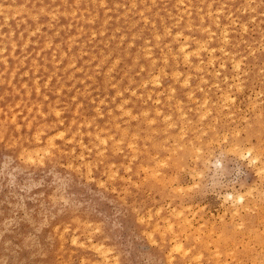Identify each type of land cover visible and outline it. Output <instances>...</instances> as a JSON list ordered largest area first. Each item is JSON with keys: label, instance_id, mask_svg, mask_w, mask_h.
I'll return each instance as SVG.
<instances>
[{"label": "rangeland", "instance_id": "374dc122", "mask_svg": "<svg viewBox=\"0 0 264 264\" xmlns=\"http://www.w3.org/2000/svg\"><path fill=\"white\" fill-rule=\"evenodd\" d=\"M263 36L264 0H0V264H263Z\"/></svg>", "mask_w": 264, "mask_h": 264}, {"label": "bare ground", "instance_id": "6f19581e", "mask_svg": "<svg viewBox=\"0 0 264 264\" xmlns=\"http://www.w3.org/2000/svg\"><path fill=\"white\" fill-rule=\"evenodd\" d=\"M3 1H4V0H3ZM248 1H249V0H248ZM132 2H133V1H132ZM208 5H209V4H208ZM115 6H116V5H115ZM209 6H210V5H209ZM21 8H22V7H21ZM198 9H199V8H198ZM250 10H251V9H250ZM127 11H128V10H127ZM221 11H222V10H221ZM22 12H23V11H22ZM188 13H189V12H188ZM3 14L5 15V13H3ZM209 14H210V13H209ZM123 15H124V14H123ZM94 17H95V16H94ZM178 17H179V16H178ZM31 19H33V18H31ZM145 19H146V18H145ZM88 20H89V19H88ZM5 23H6V22H5ZM235 26H236V25H235ZM225 27H226V26H225ZM225 27H224V28H225ZM16 28H17V27H16ZM38 28H40V27H38ZM56 28H58V27H56ZM208 29H209V28H208ZM23 30H24V29H23ZM224 30H225V29H223L222 31H224ZM225 31H226V30H225ZM225 31H224V32H225ZM21 32H22V31H21ZM211 32H212V31H211ZM244 32H245V31H244ZM200 33H201V31H200ZM222 33H223V32H222ZM167 34H168V32H167ZM178 34H179V33H178ZM91 35H92V34H91ZM169 35H170V34H169ZM212 35H213V34H212ZM20 37H21V36H20V34H19V38H20ZM184 37H185V36H184ZM263 37H264V36H263ZM123 38H124V37H123ZM220 38H221V37H220ZM191 39H192V38H191ZM193 39H194V38H193ZM223 39H224V38H223ZM262 39H263V38H262ZM184 40H185V39H184ZM220 40H221V39H220ZM129 43H130V42H129ZM202 43L204 44V41H203ZM118 44H119V43H118ZM196 44H197V43H196ZM261 44H262V43H261ZM48 45H49V44H48ZM106 45H107V44H106ZM200 46H201V45H200ZM205 46H206V45H205ZM93 47H94V46H93ZM259 47H260V45H259ZM187 48H188V47H187ZM200 48H201V47H200ZM202 48H203V47H202ZM204 48H205V47H204ZM1 49H2V48H1ZM14 49H15V48H14ZM144 49H145V48H144ZM223 49H224V47H223ZM194 51H195V50H194ZM206 51H207V50H206ZM213 51H214V50H213ZM196 52H198V50H197ZM226 52H227V51H226ZM186 53H187V52H186ZM198 53H199V52H198ZM82 54H83V53H82ZM108 54H109V53H108ZM149 54H150V53H149ZM187 54H188V53H187ZM194 54H195V53H194ZM237 54H238V53H237ZM145 55H147V53H146ZM224 55H227V54H224ZM163 56H164V55H163ZM173 56H174V55H173ZM210 56H211V55H210ZM232 57H233V56H232ZM164 58H165V57H164ZM211 58H212V57H211ZM209 59H210V58H209ZM212 59H213V58H212ZM152 60H153V59H152ZM156 61H157V60H156ZM207 61H210V60H207ZM224 61H225V60H224ZM224 61H223V62H224ZM113 62H114V61H113ZM223 62H222V64H223ZM230 62H232V61H230ZM238 62H239V61H238ZM55 63H56V62H55ZM59 63H60V62H59ZM72 63H73V62H72ZM115 63H116V62H115ZM115 63H113V64H115ZM164 63H165V62H164ZM209 63H210V62H209ZM211 63H212V62H211ZM220 63H221V62H220ZM233 63H234V62H232V64H233ZM236 63H237V61H236ZM222 64H221V65H222ZM67 66H68V65H67ZM177 66H178V65H177ZM234 66H235V65H234ZM72 67H73V66H72ZM96 67H97V66H96ZM68 68H69V67H68ZM162 68H163V67H162ZM197 68H198V67H197ZM15 69H16V68H15ZM192 71H193V70H192ZM199 71H200V69H199ZM238 72H239V71H238ZM12 73H13V72H12ZM162 73H163V72H162ZM171 73H173V72H171ZM163 74H165V73H163ZM187 75H188V74H187ZM207 75H208V74H207ZM216 75H217V74H216ZM167 76H168V75H167ZM171 76H172V75H171ZM213 76H214V75H213ZM71 77H72V75H71ZM88 77H90V76H88ZM151 77H152V76H151ZM151 77L149 78V80L151 79ZM156 77H157V76H156ZM193 77H194V76H193ZM215 77H216V76H215ZM152 78H153V77H152ZM189 78H190V77H189ZM194 78H195V77H194ZM130 79H131V78H130ZM246 79H247V78H246ZM186 80H187V79H186ZM82 81H83V80H82ZM150 81H151V80H150ZM153 81H155V80H153ZM182 81L184 82V80H182ZM182 81H181V83H182ZM231 81H232V80H231ZM157 82H158V81H157ZM174 82H176V81H174ZM202 82H203V81H202ZM240 82H241V81H240ZM205 83H206V82H205ZM238 83H239V82H238ZM141 84H142V83H141ZM154 84H155V82H154ZM239 84H240V83H239ZM213 85H214V84H213ZM236 85H237V84H236ZM44 86H45V85H44ZM182 86H183V85H182ZM214 86H215V85H214ZM217 86H218V85H217ZM237 86H238V85H237ZM239 86H240V85H239ZM36 87H38V86H36ZM61 88H62V87H61ZM116 88H117V87H116ZM241 89H242V88H241ZM173 90H174V89H173ZM150 91H152V90H150ZM235 91H236V90H235ZM131 92H132V91H131ZM240 92H241V91H240ZM87 93H88V92H87ZM225 93H226V92H225ZM222 94H224V93H222ZM227 94H228V93H227ZM229 94H230V93H229ZM225 96H226V95H225ZM229 96H230V95H229ZM229 96H227V97L229 98ZM225 99H227V98L225 97L224 100H225ZM230 99H231V98H230ZM190 100H191V99H190ZM197 100H198V99H197ZM206 100H207V99H206ZM178 101H179V100H178ZM191 101H192V100H191ZM222 101H223V100H222ZM226 101H227V100H226ZM229 101H230V100H229ZM125 102H126V101H125ZM193 102H194V100H193ZM216 102H217V101H216ZM203 103H204V102H203ZM203 103H202V104H203ZM220 103H221V102H220ZM230 103H231V102H230ZM254 103H255V102H254ZM176 104H177V103H176ZM180 104H182V103H180ZM202 104H200V105H202ZM227 104H228V101H227ZM252 104H253V102H252ZM214 105H215V104H214ZM255 105H256V104H255ZM168 108H169V107H168ZM252 108H253V106H252ZM188 109H189V108H188ZM224 109H226V108H224ZM108 110H109V109H108ZM131 110H132V109H131ZM180 110H181V109H180ZM236 110H237V109H236ZM58 111H59V110H58ZM109 111H110V110H109ZM178 111H179V110H178ZM189 111H190V110H189ZM197 111H198V110H197ZM207 111H209V110H206L205 113H206ZM218 111H219V110H218ZM233 111H234V110H233ZM257 111H258V110H257ZM259 111H260V110H259ZM53 112H54V110H53ZM127 112H128V111H127ZM121 113H122V112H121ZM144 113H145V111H144ZM160 113H161V111H160ZM202 113H203V111H202ZM182 114H183V113H182ZM203 114H204V113H203ZM207 114H208V113H207ZM159 115H160V114H159ZM200 115H201V114H200ZM131 116H132V115H131ZM115 117H116V116H115ZM117 117H118V116H117ZM112 118H113V116H112ZM200 118H201V117H200ZM221 118H222V117H221ZM168 119H169V118H168ZM148 120H149V118H148ZM153 120H154V119H153ZM228 120H229V119H228ZM155 121H156V120H155ZM163 121H166V120H164V118H163L162 122H163ZM58 122H59V121H58ZM126 122H127V120H126ZM242 122H243V121H242ZM146 123H147V122H146ZM190 123H191V122H190ZM143 124H144V123H143ZM170 127H172V125H171ZM208 127H210V126H208ZM94 128H95V127H94ZM94 128H93V129H94ZM189 128H190V127H189ZM206 128H207V127H206ZM182 129H184V128L182 127ZM192 129H194V128H192ZM210 129H211V128H210ZM161 130H162V129H161ZM163 130H164V129H163ZM214 130H215V128H214ZM180 131H181V133H182V130H179V133H180ZM161 132H162V131H161ZM166 132H167V131H166ZM186 132H187V131H186ZM201 132H202V131H201ZM203 132H204V131H203ZM231 132H232V131H231ZM231 132H230V133H231ZM125 133H126V132H125ZM125 133H124V135H125ZM190 133H191V132H190ZM205 133H206V132H205ZM99 134H100V133H99ZM182 134L185 135V132L182 133ZM182 134H180V135H182ZM224 134H226V133H224ZM155 135H156V134H155ZM172 135H173V134H172ZM172 135H171V136H172ZM180 135H178V136H180ZM204 135H205V134H204ZM257 135H258V134H257ZM226 136H227V135H226ZM111 137H113V136H111ZM130 137H131V136H130ZM180 137H182V136H180ZM180 137H179V138H180ZM197 137H198V136H197ZM222 137H223V134H222ZM219 138H220V137H219ZM105 139H107V137H106ZM105 139H104V140H105ZM108 139H109V138H108ZM180 139H181V138H180ZM146 140H147V139H146ZM166 140H167V139H166ZM219 140H220V139H219ZM221 140H223V139H221ZM117 141H118V140H117ZM191 141H192V140H191ZM206 142H207V141H206ZM208 143H209V141H208ZM210 143L213 144L212 142H210ZM210 143H209V144H210ZM128 144L130 145L129 142H128ZM206 144H207V143H206ZM209 144H208V145H209ZM262 144H263V143H262ZM101 145H102V144H101ZM133 145H134V144H133ZM236 145H237V144H236ZM236 145L234 146V144H232V145H230L229 147H230V149H231V148L233 149V147H236ZM204 146H205V145H204ZM216 146H217V144H216ZM244 146H245V145H244ZM114 147H115V146H114ZM174 147H175V145H174ZM187 147H189V149H190V146H187ZM209 147H210V146H209ZM229 147H228V148H229ZM249 147H250V146H249ZM116 148H117V144H116ZM131 148H132V147H131ZM183 148H184V147H183ZM193 148H194V147H193ZM215 148H216V147H215ZM217 148H218V146H217ZM228 148H227V149H228ZM242 148H243V147H242ZM242 148H241V149H242ZM250 148H251V147H250ZM128 149H129V148H128ZM173 149H174V148H173ZM197 149H198V148H197ZM225 149H226V148H225ZM225 149H224V150H225ZM232 149H231V150H232ZM235 149H236V148H235ZM243 149H244V148H243ZM112 150H113V149H112ZM193 150H194V149H193ZM193 150H192V153H193ZM218 150H219V149H218ZM244 150L246 151V149H244ZM244 150H243V151H244ZM118 151H119V150H118ZM198 151H199V150H198ZM209 151H211V150H209ZM222 151H223V150H222ZM225 151H226V150H225ZM227 151L229 152L230 150L228 149ZM234 151H236V153H235V152H234V153L236 154L237 157H241V158H243V156H246V157H247V156H251V155H250V152H249V149H247L246 152L244 151V153H243L242 150L239 151V149L234 150ZM171 152H172V151H171ZM190 152H191V151H190ZM202 152H203V151H202ZM205 152H206V151H205ZM218 152H219V151H218ZM223 152H224V151H223ZM232 152H233V151H232ZM144 153H145V152H144ZM166 153H167V152H166ZM174 153H175V152H174ZM195 153H196V151H195ZM206 153H207V152H206ZM38 154H39V153H38ZM155 154H156V153H155ZM232 154H233V153H232ZM193 155H195V154H193ZM207 155H208V154H207ZM223 155H224V154H223ZM230 155H231V154H230ZM173 156H174V155H173ZM199 156H200V155H199ZM154 157H155V155H154ZM259 157H260L259 154H258L257 152H255V153L251 156V158H250V163H252V162H253V163L257 162V161L259 160ZM133 158H134V157H133ZM163 158H165V157H163ZM192 158H193V157H192ZM194 158H195V156H194ZM203 158H204V157H203ZM241 158H240V159H241ZM134 159H135V158H134ZM196 159H197V157H196ZM196 159H193V160H196ZM199 159H200V158H199ZM166 160H167V159H166ZM177 160H178V159H177ZM246 160H247V159H246ZM163 161H164V160H163ZM163 161H162V162H163ZM158 162H159V161H158ZM158 162H157L156 164H158ZM160 162H161V161H160ZM162 162H161V163H162ZM208 162H209V161H208ZM247 162H248V161H247ZM173 163H175V162H173ZM173 163H172V164H173ZM190 164H191V163H190ZM259 164H260V163H259ZM188 165H189V164H188ZM160 166H161V165H160ZM162 166H163V165H162ZM192 166H193V165H192ZM165 167H166V166H165ZM143 168H145V167H143ZM153 168H154V167H153ZM155 168H156V167H155ZM161 168H162V167H161ZM182 168H185V167H182ZM187 168H189V167L187 166ZM190 168H191V167H190ZM190 168H189L190 171L195 170V168L192 169L193 167L191 168L192 170H191ZM261 168H262V167L260 166V168H258V170H259V171L262 170ZM263 168H264V167H263ZM156 169H158V168H156ZM179 169H180V168H179ZM185 169H186V168H185ZM125 170H126V169H125ZM140 170H141V169H140ZM181 170H183V169H181ZM137 171H138V170H137ZM147 171H148V170H147ZM141 172H142V171H141ZM186 172H187V171H186ZM263 172H264V171H263ZM263 172H261V173L263 174ZM153 173H154V172H153ZM187 173L190 174L191 172L188 171ZM193 173H194V172H193ZM255 173H256V172H255ZM155 174H156V172H155ZM158 174H159V173H158ZM191 174H192V173H191ZM191 174H190V175H191ZM195 174H196V173H195ZM197 174H198V173H197ZM150 175H151V174H150ZM164 175H165V174H164ZM258 175H259V174H258ZM137 176H138V175H137ZM192 176H193V175H192ZM172 177H173V176H172ZM151 178H152V176H151ZM170 178H171V177H170ZM170 178H167V180H169ZM200 178H201V177H200ZM144 179H145V178H144ZM162 180H163V179H162ZM167 180L165 179V181H167ZM260 180H261V179H259V181H260ZM169 181H170V180H169ZM263 181H264V180H263ZM141 182H142V181H141ZM141 182H140V183H141ZM163 182H164V181H163ZM140 183H139V184H140ZM257 185H258V184H257ZM261 185H262V184H261ZM151 186H152V185H151ZM262 186H263V185H262ZM175 187H178V185H176ZM175 187H172V188H175ZM181 187H182V186H181ZM254 187H255V188H254ZM254 187H253L251 190L256 189V187H258V186H254ZM183 188H184V186H183ZM185 188H186V187H185ZM263 189H264V186H263ZM177 190H178V189H177ZM177 190H176V191H177ZM183 190H184V189H183ZM245 190H246V189H245ZM247 190L250 191V188L247 189ZM247 190H246V191H247ZM260 190H262V187H260ZM171 191H172V190H171ZM173 191H175V190H173ZM180 191H181V190H180ZM246 191H245V192H246ZM249 191H248V192H249ZM181 192H182V191H181ZM181 192H180V193H181ZM188 192H189V191H188ZM248 192H246V193H247V194H246L247 196H248V194H249ZM251 192H252V191H251ZM253 192H254V191H253ZM176 193H178V192H176ZM243 193H244V192H243ZM260 193L262 194V193H263V190L260 191L259 193L257 192V193H256V196H257V194H260ZM181 194H182V193H181ZM179 195H180V194H179ZM228 195H229V194H228ZM228 195H227V196H228ZM242 195H243V194H239L238 196L236 195L235 198H232V199H231V203H232V207H231L232 209L230 210L231 218H235V217H237V219L240 220V218H239L237 215L241 212V210L244 212V210L246 211V209H249V208H250V210H247V211H251V209H253V208H254V209H255V208L258 209V207H255L254 205H252L253 208H252V207H249V202H248V200L244 198V197H245V194H244V197H243ZM229 196H232V195L230 194ZM261 196H262V198H263V194H262ZM224 197H225V196H224ZM232 197H233V196H232ZM248 197H250V194H249ZM259 198H260V195L257 197V199H256V198H254V199H256V201H258ZM251 199H252V198H251ZM263 200H264V198H263ZM263 200H262V201H263ZM262 201L259 199L258 202L262 203ZM253 203H255V202H253ZM253 203H252V201H251V204H253ZM256 203H257V202H256ZM258 204H259V203H258ZM263 205H264V204H263ZM187 207H188V206H187ZM187 207H186V208H187ZM229 207H230V206H229ZM261 207H262V206H261ZM261 207H259V210H260ZM166 208H167V207H166ZM181 208H182V207H181ZM188 208H189V207H188ZM158 209H159V208H158ZM254 209H253V210H254ZM261 209H262V208H261ZM171 210H172V209H171ZM183 210H186V209H183ZM183 210H181V211H183ZM189 210H190V209H189ZM259 210H258V212H259ZM157 211H158V210H157ZM192 211H193V209H192L190 212H192ZM260 211L263 212V214H264V209H263V210H260ZM171 212H172V211H171ZM252 212H257V211H252ZM252 212H251V213H252ZM261 212H260V213H261ZM180 213H181V212H180ZM193 213H194V211H193ZM225 213H226V212H225ZM230 213H229V214H230ZM247 213H248V212H247ZM173 214H174V213H173ZM223 214H224V213H222V215H223ZM256 214H257V213H256ZM256 214H255V215H256ZM177 215H178V214H177ZM177 215H176V216H177ZM187 215H188V214H187ZM189 215H190V213H189ZM191 215H192V214H191ZM240 215H241V214H239V216H240ZM193 216H194V215H193ZM260 216H261V215H260ZM144 217H145V216H144ZM179 217H180V216H179ZM190 217H191V216H190ZM200 217H201V216H200ZM229 217H230V215H229ZM263 217H264V216H263ZM263 217H261L260 219H262ZM145 218H146V217H145ZM184 218H185V217H184ZM140 219H141V218H140ZM164 219L166 220L165 217H164ZM186 219H187V218H186ZM188 219L191 220V218H189V217H188ZM217 219H218V217H217ZM219 219H220V216H219ZM225 219H226V218H225ZM235 219H236V218H235ZM248 219H249V218H248ZM250 219H251V218H250ZM198 220H199V219H198ZM226 220L228 221V219H226ZM238 220H237V221H238ZM241 220H242V219H241ZM256 220H257V223H258V222H259V219L257 218ZM263 220H264V218H263ZM194 221H195V220H194V217H193V222H194ZM219 221H221V220H219ZM219 221H218V222H219ZM230 221H231V219H229V222H230ZM248 221H249V220H248ZM248 221H245V222H248ZM166 222H167V221H166ZM166 222H165V223H166ZM181 222H184V220H182ZM195 222H196V221H195ZM197 222H198V221H197ZM197 222H196V223H197ZM225 222H226V221H225ZM239 222H240V221H239ZM239 222H238V225H241V227H243L242 224H239ZM243 222H244V221H242V223H243ZM253 222H254V221H253ZM145 223H146V222H145ZM163 223H164V220H163ZM165 223H164V224H165ZM184 223H185V222H184ZM184 223H183V224H184ZM199 223H200V222H199ZM227 223H228V222H227ZM235 223H237V222H235ZM260 223H261V220H260ZM170 224H171V223H170ZM170 224L168 223V225H170ZM185 224H187V223H185ZM188 224H189V223H188ZM201 224H202V223H201ZM201 224H200V225H201ZM229 224H230V223H229ZM250 224H251V222H250ZM154 225H155V227L157 226L155 223H154ZM154 225H153V226H154ZM176 225H177V224H176ZM196 225H198V224H196ZM209 225H210V224H209ZM212 225H213V224H212ZM259 225H260V224H259ZM263 225H264V224H263ZM153 226H152V227H153ZM159 226H160V225H159ZM165 226H167V225H165ZM189 226H190V225H189ZM189 226H188V228H189ZM210 226H211V225H210ZM210 226H209V227H210ZM255 226H257V225H255ZM157 227H158V226H157ZM198 227L200 228L199 225H198ZM233 227H234V226H233ZM235 227H237V225H236ZM250 227H252V226H250ZM259 227H260V226H259ZM153 228H154V227H153ZM153 228H152V229H153ZM163 228H164V227H163ZM171 228H172V227H171ZM193 228H195V227H193ZM199 228H196V229H199ZM224 228H225V227H224ZM237 228H238V227H237ZM252 228H253V227H252ZM252 228H251V230H252ZM254 228H255V231L258 230V229H256V227H254ZM154 229H155V228H154ZM154 229H153V230H154ZM156 229H157V228H156ZM156 229H155V230H156ZM196 229H193L194 232H195ZM238 229H239V228H238ZM241 229H242V228H241ZM261 229H262V227H261ZM155 230H154V231H155ZM157 230H159V229H157ZM190 230H191V227H190ZM209 230L211 231V229H209ZM209 230H208V232H210ZM235 230H236V228H235ZM262 230H264V227H263ZM148 231H149V230H148ZM148 231L146 232V234L149 233ZM161 231H163V230H161ZM168 231H169V230H168ZM168 231H167V232H168ZM212 231H213V230H212ZM212 231H211V232H212ZM245 231H246V230H244V232H245ZM248 231H249V230H248ZM250 232H251V231H250ZM262 232H263V231H261V230H260V232H257V231L255 232V233H256V236L258 235L257 237H259L260 235H262V236H260L259 238H257V239L259 240V242H260V240L262 239L261 237L264 236ZM150 233H152V232H150ZM159 233H160V231H159ZM159 233H158V234H159ZM168 233H169V232H168ZM188 233H189V232H188ZM188 233H187V234H188ZM198 233H199V232L196 231V234H198ZM248 233H249V232H248ZM260 233H262V234H260ZM162 234H164V233L162 232ZM170 234H171V233H170ZM175 234H176V233H175ZM181 234H182V233H181ZM183 234H184V233H183ZM194 234H195V233H194ZM208 234H209V233H208ZM210 234H211V233H210ZM217 234H218V233H217ZM245 234H247V233H245ZM171 235H172V234H171ZM173 235H174V234H173ZM205 235H206V234H205ZM249 235H250V234H249ZM251 235H252V233H251ZM161 236L163 237V235H161ZM164 236H165V234H164ZM181 236H182V235H181ZM183 236H186V234L183 235ZM213 236H214V235H213ZM218 236H219V234H218ZM162 237H161V238H162ZM174 237H175V236H174ZM174 237H172V238H174ZM194 237H196V236H194ZM250 237H251V236H250ZM250 237H249V238H250ZM175 238H176V237H175ZM148 239H149V237H148ZM184 239H185V238H184ZM225 239H226V238H225ZM151 240L153 241V239H151ZM151 240H150V242H151ZM161 240H162V239H161ZM194 240H195V239H194ZM196 240H197V239H196ZM250 240H251L252 243H253V240H254V239H252V237H251ZM154 241H155V240H154ZM176 241H177V239H176ZM187 241H188V240H187ZM243 241H244V240H243ZM243 241L241 240V242H243ZM248 241H249V239H248ZM255 241H256V240H255ZM261 241H262V242L264 241V237H263V239H262ZM172 242H173V241H172ZM262 242H260V245L262 244ZM152 243H153V242H152ZM170 243H171V242H170ZM245 243H246V242H245ZM257 243H258V242H257ZM177 244H178V243H177ZM179 244H180V242H179ZM231 244H233V243H231ZM241 244H242V243H241ZM173 245H175V244H173ZM254 245H255V243H254ZM254 245H253V246H254ZM256 245H257V244H256ZM99 246H100V245H99ZM171 246H172V245H171ZM240 246H242V245H240ZM253 246H252L251 244H250V246L248 245V247H250V248L253 247ZM173 247H174V246H173ZM179 247H180V246H177L178 249H179ZM248 247H247V248H248ZM260 247H262V246H260ZM263 247H264V245H263ZM170 248H172V247H170ZM206 248H207V245H206ZM214 248H215V247H214ZM237 248H238V247H237ZM256 248H258V245H257ZM215 249H216V248H215ZM253 249H255V248H253ZM260 249H261V248H260ZM103 250H105V249H103ZM171 250H172V249H171ZM184 250H185V249H183V251H184ZM186 250H187V249H186ZM186 250H185V251H186ZM213 250H214V249H213ZM93 251H95V250H93ZM173 251H174V250H173ZM188 251H189V250H188ZM261 251L263 252L264 249H261ZM261 251L259 250V254L261 253ZM102 252H103V251H102ZM230 252H231V251H230ZM230 252H228V253H230ZM181 253H182V252H181ZM181 253H180V254H181ZM188 253H189V252H188ZM212 253L214 254V251H212ZM215 253H216V251H215ZM257 253H258V252H257ZM102 254H103V253H102ZM178 254H179V253H178ZM230 254H231V253H230ZM181 255H182V254H181ZM246 255H247V254H246ZM102 256H103V255H102ZM197 256H198V255H197ZM230 256H232V255H230ZM230 256H229V257H230ZM105 257H106V255H105ZM171 257H172V256H171ZM193 257H194V256H193ZM193 257H192V258H193ZM195 257H196V256H195ZM216 257H218V256H216ZM100 258H102V257H100ZM106 258H107V257H106ZM169 258H170V257H169ZM214 258H215V257H214ZM233 258H234V257L232 256V257H231L230 259H228V260H233ZM251 259H252V258H251ZM261 259H262V258H261ZM103 260H104V259H103ZM196 260H197V259H196ZM217 260H218V259H217ZM237 261H238V260H237ZM260 261H261V260H260ZM104 262H105V261H104ZM208 262H209V261H208ZM222 262H223V263H222ZM222 262H221V264H224L225 261H222ZM228 262H229V261H228ZM228 262H227V263H228ZM255 262H256V261H255ZM195 263L197 264V261H196ZM235 263H236V262H235ZM250 263L252 264V263H254V261H253V262H250ZM185 264H186V263H185ZM199 264H200V263H199ZM217 264H218V263H217ZM241 264H242V263H241ZM261 264H262V263H261ZM263 264H264V261H263Z\"/></svg>", "mask_w": 264, "mask_h": 264}]
</instances>
